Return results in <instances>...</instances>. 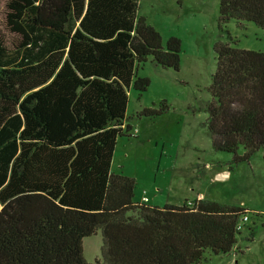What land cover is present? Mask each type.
<instances>
[{"label": "trees", "instance_id": "trees-1", "mask_svg": "<svg viewBox=\"0 0 264 264\" xmlns=\"http://www.w3.org/2000/svg\"><path fill=\"white\" fill-rule=\"evenodd\" d=\"M138 5L6 1L4 29L15 40L0 33V264H90L83 240L98 231L102 263L93 264H204L206 251L228 255L237 245L247 209L135 203L134 179L111 173L117 141L131 137L130 90L141 97L150 87L139 67L180 69L181 41L164 46ZM231 21L264 30V0H220L219 25ZM215 52L212 148L234 164L259 151L264 160V52L224 42ZM168 111L161 102L136 118Z\"/></svg>", "mask_w": 264, "mask_h": 264}, {"label": "rangeland", "instance_id": "rangeland-1", "mask_svg": "<svg viewBox=\"0 0 264 264\" xmlns=\"http://www.w3.org/2000/svg\"><path fill=\"white\" fill-rule=\"evenodd\" d=\"M6 1L0 0V33L4 29ZM220 0H139L138 18L157 30L163 45L172 38L182 43L178 72L162 69L152 60L139 67L138 77L150 80L142 94L130 90L127 106L131 137L117 141L112 174L136 183L134 202L181 206L202 196L223 205L243 207L249 221L228 255L204 254V264H264V160L263 152L249 162L234 164L232 156L215 152L207 129L210 86L217 69L215 45L229 43L237 49L264 52V30L252 23L231 21L219 25ZM166 102L169 111L149 119L136 113ZM243 150L239 151L242 154ZM101 231L83 240L85 260L102 263Z\"/></svg>", "mask_w": 264, "mask_h": 264}, {"label": "built area", "instance_id": "built-area-1", "mask_svg": "<svg viewBox=\"0 0 264 264\" xmlns=\"http://www.w3.org/2000/svg\"><path fill=\"white\" fill-rule=\"evenodd\" d=\"M148 202H149L148 198L145 197V198H143L141 203L142 204H148ZM248 221H249V216L244 215L240 220V223L238 225V230L242 231L244 226L248 223Z\"/></svg>", "mask_w": 264, "mask_h": 264}, {"label": "crops", "instance_id": "crops-1", "mask_svg": "<svg viewBox=\"0 0 264 264\" xmlns=\"http://www.w3.org/2000/svg\"><path fill=\"white\" fill-rule=\"evenodd\" d=\"M196 199H204V198H202V196H200L199 198H196ZM187 200H194V199H187Z\"/></svg>", "mask_w": 264, "mask_h": 264}]
</instances>
